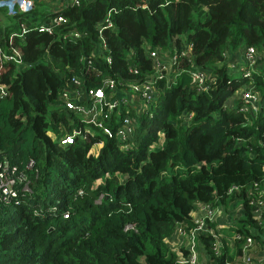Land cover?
<instances>
[{"label": "trees", "instance_id": "obj_1", "mask_svg": "<svg viewBox=\"0 0 264 264\" xmlns=\"http://www.w3.org/2000/svg\"><path fill=\"white\" fill-rule=\"evenodd\" d=\"M34 1L31 10L0 14V77L7 86L0 90V160L25 175L20 193L25 182L32 189L21 204L0 197V264H181L172 244L177 231L196 228L200 205L232 207L233 196L242 209L236 228L226 232L242 237L221 235L207 219L211 228L197 236L201 264L239 262L249 236L261 252L264 0ZM109 8L108 49L100 45L99 22ZM57 13L69 22L54 33L38 29ZM68 29L84 33L64 38ZM184 42L191 48L181 68L206 69L208 86L197 88L188 71L172 73L157 80L152 117L123 105L124 115L141 120L132 149L104 135L60 143L63 127L71 131L76 124L62 98L73 76L82 79L79 86L95 88L107 76L142 82L156 71L146 44L173 50ZM243 44L253 45L262 63L250 75L232 71L226 57ZM12 47L21 63L4 57ZM245 85L260 98L256 112L240 111L241 98L227 104ZM102 138L99 152L89 154ZM180 252L189 255L186 247Z\"/></svg>", "mask_w": 264, "mask_h": 264}, {"label": "built area", "instance_id": "obj_2", "mask_svg": "<svg viewBox=\"0 0 264 264\" xmlns=\"http://www.w3.org/2000/svg\"><path fill=\"white\" fill-rule=\"evenodd\" d=\"M59 1H62L61 4L74 5L81 2V0ZM34 6V0H0V14L4 10L7 14L13 15L20 11L31 10ZM113 10L114 8H109L106 17L99 22L100 45L105 48H108V44L103 30L114 26V20L111 18ZM68 22L69 18L67 16L63 13H57L48 20L41 22L38 25V29L54 33L56 26L64 25ZM27 29V27L24 28V31L26 32ZM25 32H22L21 35H24ZM83 33V31L78 29H68L63 33V37L71 39L79 38ZM10 38L12 39V35ZM146 46V54L151 59L156 71L142 82H139L138 78L123 82L115 77L107 76L103 79L104 87L95 88L85 85L79 86L82 79L78 76L72 77L74 84L68 85L62 93V98L65 106L76 115V121L74 120L76 124L71 131L67 130L64 132L65 127H63V133L59 136L61 144L73 143L77 136L92 140L94 137L104 135L108 138H117L120 149H131L136 144L135 135L138 133L141 120L133 114L124 115L123 105L124 107L132 105L136 108L135 112L137 114L144 113L152 117L154 115L152 109L154 101L152 100L161 91L160 87L156 84L157 80L165 76L172 78V73L176 77L181 71H188L193 76V81L196 83L197 88L202 89L208 86L207 80L209 75H211L209 71L196 64L192 65L191 68H181L182 66H180L182 59L189 55L191 48L189 42H184V47H175L173 50H162L160 46L151 47L148 44ZM12 51V53H4V57L21 63L20 51L16 47H12ZM106 59L111 62L112 56L108 55ZM258 61L256 48L253 45H247L244 52V60L239 62L243 73L246 71V74H244L250 75L251 70L256 66ZM231 65L232 67L234 66V64ZM131 70L137 71L136 68H131ZM123 88L126 89L122 90ZM6 89L7 86L1 83L0 77L1 93H6ZM239 94V98L245 102V105L239 108L240 111H258L260 98L257 95L253 94L249 88ZM193 114L194 112H189V118L193 117ZM95 144L104 145V140L96 141ZM91 149L93 148L91 147ZM95 154L97 153L95 152ZM24 180H26L25 175L19 171L17 165L12 164L8 159L0 160V197L2 199L7 201L13 200L15 201L14 203L21 204L22 198L20 196L32 191L29 183L25 182L21 187L22 192H19V183ZM263 203L264 199H261L259 205L263 206ZM224 207V205L217 207H212L208 204L200 205V217L197 220L198 224L196 228L190 231H177L178 234L173 239L175 243L173 247L179 251L181 264H201L197 236L200 231L211 228L207 219L214 221L219 217H228L231 214L226 212ZM233 236L238 239L242 237L240 233H234ZM254 246L256 244L253 237H247L243 244L242 253L238 256L240 261L232 264H264V249L259 250L261 252H257ZM182 247H186L189 250V255L180 252Z\"/></svg>", "mask_w": 264, "mask_h": 264}, {"label": "rangeland", "instance_id": "obj_3", "mask_svg": "<svg viewBox=\"0 0 264 264\" xmlns=\"http://www.w3.org/2000/svg\"><path fill=\"white\" fill-rule=\"evenodd\" d=\"M2 16V15H1ZM4 18L2 19V24L4 23ZM242 60H244V57H237V60H235L234 61V66H233V70L232 71H234V72H242V69H241V66H240V64H239V62H241ZM257 64H259V65H261L262 63L261 62H257ZM245 74H246V71L244 72ZM126 88H123L122 90H125ZM244 89H247V85H245V86H243V87H241L240 89H238L237 91H239L240 93H241V91L242 90H244ZM240 95V94H239ZM239 95L237 96V95H234V93L229 97V98H231V97H234V99L235 100H237L238 98H239ZM228 98V99H229ZM227 104H229V105H231L229 102H228V100H227ZM107 137V136H106ZM87 140V139H86ZM102 140H104L103 138H102ZM138 140H135V143H138L137 142ZM102 146L103 145H100V144H95V142H93L92 144H91V147L93 148V149H91V147L89 148V154L91 153H98L99 152V150L102 148ZM138 147V146H137ZM132 149V148H131ZM126 150H130V149H126ZM99 181V180H98ZM260 191H262V190H260ZM263 193V192H262ZM103 195H101L100 197H102ZM230 202L232 203V207H228L229 205H227V208L226 207H224L225 208V210H226V212H228V213H231V216H228V217H225V216H222V217H219L217 220H214L213 222H216V224H217V228L220 230V232H221V235H223V236H230V239L232 240V235H233V231L232 232H226V229L227 228H229V229H231V228H236V225H237V223H235L234 221L235 220H238V217H239V215L238 214H240V212H241V209H242V204L240 203L241 201H240V199L238 198V197H232L231 199H230ZM263 206H264V203H263ZM42 208V207H41ZM44 209V208H43ZM222 218V219H221ZM224 218V219H223ZM233 222H232V221ZM225 222V223H224ZM211 226V225H210ZM212 232H213V234L214 235H216V237L217 238H219V236H218V234H217V232H216V229L213 227L212 228ZM175 243L173 242V245H174Z\"/></svg>", "mask_w": 264, "mask_h": 264}, {"label": "crops", "instance_id": "obj_4", "mask_svg": "<svg viewBox=\"0 0 264 264\" xmlns=\"http://www.w3.org/2000/svg\"><path fill=\"white\" fill-rule=\"evenodd\" d=\"M247 47L246 44H243L240 48H238L237 50H232V49H228L226 51V57H227V60L229 61V63L233 64L235 60H237V57H244V52H245V48ZM239 91H236L234 93V95H239ZM236 100L234 99V97H231L228 99V102L233 105L234 102ZM226 217V216H225ZM224 219V218H223ZM225 223V222H224Z\"/></svg>", "mask_w": 264, "mask_h": 264}]
</instances>
